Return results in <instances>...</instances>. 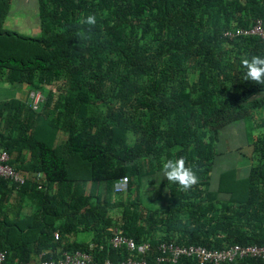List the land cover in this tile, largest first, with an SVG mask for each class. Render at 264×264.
<instances>
[{"label": "trees", "instance_id": "obj_1", "mask_svg": "<svg viewBox=\"0 0 264 264\" xmlns=\"http://www.w3.org/2000/svg\"><path fill=\"white\" fill-rule=\"evenodd\" d=\"M10 2L0 0V83L28 92L0 100V151L25 179L0 178L7 264L75 251L144 258L113 249L114 232L148 243V262L161 243L264 245V86L245 81L241 66L264 56V40L224 35L264 21V0H37L40 37L3 29ZM88 14L97 24L82 39ZM31 90L44 96L37 111ZM243 122L258 133L245 132L251 165L238 202L210 185L221 132ZM181 157L199 177L190 191L162 179L163 163ZM122 177L128 189L117 194ZM155 178L165 202L148 208L142 188Z\"/></svg>", "mask_w": 264, "mask_h": 264}, {"label": "built area", "instance_id": "obj_2", "mask_svg": "<svg viewBox=\"0 0 264 264\" xmlns=\"http://www.w3.org/2000/svg\"><path fill=\"white\" fill-rule=\"evenodd\" d=\"M226 37L235 38L242 36H254L264 40V21L256 20L249 28H237L224 33ZM44 101L40 91L31 90L28 93V103L33 111H37ZM10 157L6 151H0V178L16 185H23L25 179L14 170L9 164ZM128 189V178L122 177L113 184V191L117 194L125 193ZM58 239V235H54ZM113 249L124 248L129 253L144 258H128L118 263L108 259L102 262L96 261L88 252L75 251L64 252L57 260H45L39 256L37 264H177L183 258L194 259L198 264H225L241 260H255L264 263V245H231L225 249L210 250L202 246L188 245L181 246L173 243H161L158 246V256L151 262L146 260L149 257L150 245L148 243H136L133 239L119 235L114 232L109 241ZM0 264L6 263V252H0Z\"/></svg>", "mask_w": 264, "mask_h": 264}, {"label": "rangeland", "instance_id": "obj_3", "mask_svg": "<svg viewBox=\"0 0 264 264\" xmlns=\"http://www.w3.org/2000/svg\"><path fill=\"white\" fill-rule=\"evenodd\" d=\"M3 29L27 37H40L37 0H11ZM26 92H28V87L25 85L0 83V100L23 99ZM249 126V122L237 123L221 132L218 143L221 155L211 172V188L214 189L218 184L221 192L224 191L238 202H244L246 199L244 192L246 181L242 180L246 174L244 167H239L237 171L234 170L233 173L225 176L224 170L229 164L236 163L237 165L238 160L243 163V159L250 154L249 140L245 136V132L250 133ZM257 133L258 131L255 130L250 134L255 136ZM159 183V178H155L153 184L144 183L143 185L142 200L148 208H158L165 202V191ZM81 237L89 238L83 235L79 236V239Z\"/></svg>", "mask_w": 264, "mask_h": 264}, {"label": "clouds", "instance_id": "obj_4", "mask_svg": "<svg viewBox=\"0 0 264 264\" xmlns=\"http://www.w3.org/2000/svg\"><path fill=\"white\" fill-rule=\"evenodd\" d=\"M80 23L88 26V32L78 33L82 39H90L91 29L97 24L94 14H88ZM244 80L264 86V56L253 55L241 60ZM162 179L168 183L178 185L181 191H190L199 183V177L193 166H188L183 157L163 163L161 168ZM161 179V180H162Z\"/></svg>", "mask_w": 264, "mask_h": 264}, {"label": "crops", "instance_id": "obj_5", "mask_svg": "<svg viewBox=\"0 0 264 264\" xmlns=\"http://www.w3.org/2000/svg\"><path fill=\"white\" fill-rule=\"evenodd\" d=\"M26 95H27V92H26ZM25 97H26V96H25ZM23 99H25V98H23ZM248 158H249V157L244 158L243 160H244L245 162L243 161V163H241L240 160H238V164H237V165H236V163H234V164H229V165H228V168L224 170V176H225V175H228V174H230V173H233L234 170L237 171V170L239 169V167H240V168H241V167H244L243 169H244V171L246 172V174H245V176L242 178V180H246V177H247V175H248V171H249V168H250V165H251V161H250ZM239 162H240V163H239ZM230 181H231V180H230ZM211 183H212V180H211ZM210 190L217 192L219 196H222V197H224V198H228V199L234 200V199L232 198V196L227 195L226 193H224V191L221 192V190L218 188V184H217V186H216L214 189H212V188H211V185H210ZM86 236H87V235H86ZM81 239H84V240H85L86 237H81ZM88 239H89V238H87L86 240H88Z\"/></svg>", "mask_w": 264, "mask_h": 264}]
</instances>
